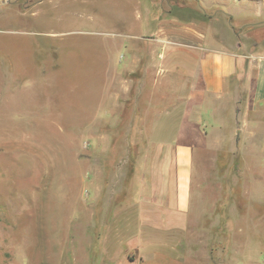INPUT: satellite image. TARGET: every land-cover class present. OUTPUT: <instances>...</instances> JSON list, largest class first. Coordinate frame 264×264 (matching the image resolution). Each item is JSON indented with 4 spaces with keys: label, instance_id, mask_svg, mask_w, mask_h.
<instances>
[{
    "label": "rangeland",
    "instance_id": "374dc122",
    "mask_svg": "<svg viewBox=\"0 0 264 264\" xmlns=\"http://www.w3.org/2000/svg\"><path fill=\"white\" fill-rule=\"evenodd\" d=\"M153 4L202 13L190 0H0V264H264V223L240 221V139L200 152L176 225L141 216L123 147L100 175L93 140L124 139L126 121L98 108L130 107L110 74L132 34L182 14Z\"/></svg>",
    "mask_w": 264,
    "mask_h": 264
},
{
    "label": "crops",
    "instance_id": "0c3cea01",
    "mask_svg": "<svg viewBox=\"0 0 264 264\" xmlns=\"http://www.w3.org/2000/svg\"><path fill=\"white\" fill-rule=\"evenodd\" d=\"M190 1L201 14L176 6L161 14L153 4L147 14L181 17L131 35L128 59L109 76L130 107L98 108L110 127L126 121L125 137L93 140L105 162L98 170L105 176L123 147L141 216L176 225L190 212L200 152L217 139H240V221L264 223V0Z\"/></svg>",
    "mask_w": 264,
    "mask_h": 264
}]
</instances>
